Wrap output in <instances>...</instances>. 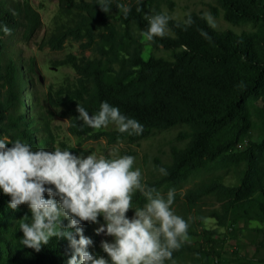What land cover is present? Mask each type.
<instances>
[{
	"label": "trees",
	"instance_id": "16d2710c",
	"mask_svg": "<svg viewBox=\"0 0 264 264\" xmlns=\"http://www.w3.org/2000/svg\"><path fill=\"white\" fill-rule=\"evenodd\" d=\"M214 1L219 8L212 9L214 14L232 25L251 23L253 30H218L202 14L190 12L181 21L170 18L169 33L148 42L141 35L148 26L145 17L157 8L147 0H135L127 19L117 7L124 0H112L108 13L101 11L98 0H59L60 12L74 25L57 27L46 40L58 50L67 37L84 39V50L92 52L91 57L69 54L60 61L76 74L60 99L72 135L94 131L76 120V106H83L91 116L102 102L118 107L143 126L139 135L121 134L117 128L96 134L110 144L183 127L175 136L182 144L170 147V163L162 166L168 174L145 182L166 196L189 179L202 177L184 193H175L174 201L181 203L179 216L189 223L188 239L165 264H264V238L251 256L235 252L226 259L222 248H217V231L202 226L204 218L230 229L239 221L244 225L255 221L264 237V0ZM189 16L190 26L184 23ZM0 25L11 29V35L0 31V139L20 140L33 150H55L49 124L41 129L22 111L20 92L26 80L17 51L10 45L19 28L23 40L31 38L40 26L39 14L27 2L0 0ZM146 44L170 51L171 60L144 58ZM33 66L31 59L27 69L33 71ZM39 132L43 136L37 139L34 134ZM229 174L237 176V185L220 182ZM206 201L217 205L218 211L204 213ZM9 202L10 197L0 192V264H66L71 250L64 238H52L39 252L20 243L19 220L27 215L30 222L31 213L24 205L13 211ZM145 203L140 193L133 195V207ZM67 223L62 221L64 226ZM84 223L79 227L83 229ZM91 240L87 250L103 256L99 241Z\"/></svg>",
	"mask_w": 264,
	"mask_h": 264
},
{
	"label": "clouds",
	"instance_id": "9594fccd",
	"mask_svg": "<svg viewBox=\"0 0 264 264\" xmlns=\"http://www.w3.org/2000/svg\"><path fill=\"white\" fill-rule=\"evenodd\" d=\"M111 3L112 0H98L104 13L109 12ZM117 7L127 19L131 7L123 3ZM204 18L215 27L210 13H205ZM145 19L148 26L141 35L146 41L162 38L169 31L168 15L156 14ZM184 23L190 26L193 21L189 16ZM0 31L11 35L6 25H0ZM201 35L207 36L203 32ZM76 112L81 126L94 130L114 124L121 134L143 132L137 120L123 115L118 107L107 102H102L99 111L91 116L80 105L76 106ZM134 164L135 157L130 155L108 157L91 153L85 158L69 150H33L30 144L20 140L0 139V192L10 197L11 210L27 205L31 213L30 222L27 215L19 220L23 233L20 243L39 252L52 238H64L71 250L66 264H165L171 261L173 253L188 239L189 223L172 210L174 190H169L165 197L149 187L141 169L134 168ZM159 171L162 175L168 174L164 168ZM137 192L146 203L142 208H135L129 219L126 214L133 210V195ZM100 217L104 223L95 229V234L103 233L112 238L111 242H101L107 259L87 250L93 242L79 227L84 222L97 224ZM63 220L68 221L66 226Z\"/></svg>",
	"mask_w": 264,
	"mask_h": 264
},
{
	"label": "rangeland",
	"instance_id": "374dc122",
	"mask_svg": "<svg viewBox=\"0 0 264 264\" xmlns=\"http://www.w3.org/2000/svg\"><path fill=\"white\" fill-rule=\"evenodd\" d=\"M9 4L27 2L39 14L40 26L32 34L31 38L26 41L21 38L22 28L18 29L16 38L10 42L11 47L15 50V57L22 71V76L26 80L25 85L21 88V98L23 101L24 114L33 119L34 123L41 129L45 124H49L50 130L55 138L54 148L63 150V146L70 148L73 155L87 157L91 153L105 155L108 157L114 155H130L135 157L134 168H140L144 182L160 176L159 169L163 165L170 163V147L173 145H181L175 138L177 133L183 130L182 126H176L170 129L155 131L147 138L135 141H119L110 144L102 136H96L101 131H110L116 128L114 124H110L106 128L94 130L92 133L84 134L83 136H74L69 130V116L65 113V108L60 104V99L64 97L66 87H71L75 82L76 74L68 65H60V61L67 55H74L77 58L91 57V50H84V39L67 37L64 39L62 47L58 50L52 49L46 38L56 30L57 27L64 25L73 26L69 16L60 12L59 0H7ZM90 1V0H85ZM135 0H124L128 6L133 4ZM153 6L155 14H166L171 19L181 21L185 15L190 12L200 13L204 16L205 13H210L215 21V27L218 30L230 29L236 33L242 31L253 30L251 23H241L232 25L226 22L221 14L218 16L212 10L215 8L218 11V5L214 0H147V3ZM152 14L149 16H153ZM169 33V31L167 32ZM145 41V38L142 37ZM150 55L163 57L171 60L170 51L163 48L153 49L149 45H144L143 57L147 58ZM33 59V71L27 69L29 60ZM43 136L40 132L34 134L37 139ZM251 139H255L254 135ZM202 177H194L183 183L174 190L176 194H182L187 188L191 187L194 182ZM225 185H237L238 178L234 174L226 175L220 179ZM160 189V193L165 196ZM166 197V196H165ZM180 201H174L172 210L179 215ZM27 207V205H24ZM28 208V207H27ZM142 208V207H141ZM209 209L218 211V206H211L209 201H206L203 206L204 213ZM135 207L126 215L130 219L134 215ZM97 224L84 223L83 234L90 239H97L101 244L102 241H112L101 233L95 234V229L104 223L103 218H98ZM202 226L216 230L215 238L218 239V247L222 248V255L229 259L234 257L232 253L251 256L256 252V247H261L263 243V234L259 232L255 221H250L244 225L243 221H239L231 229L229 227L220 228L215 224L213 218H204ZM107 259L106 254L103 255Z\"/></svg>",
	"mask_w": 264,
	"mask_h": 264
},
{
	"label": "built area",
	"instance_id": "2783aa9c",
	"mask_svg": "<svg viewBox=\"0 0 264 264\" xmlns=\"http://www.w3.org/2000/svg\"><path fill=\"white\" fill-rule=\"evenodd\" d=\"M240 146V145H239Z\"/></svg>",
	"mask_w": 264,
	"mask_h": 264
}]
</instances>
